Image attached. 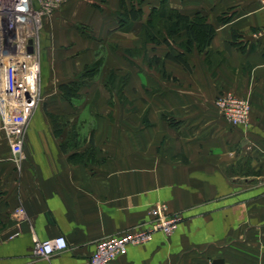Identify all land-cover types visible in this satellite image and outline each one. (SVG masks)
I'll list each match as a JSON object with an SVG mask.
<instances>
[{
	"label": "crops",
	"instance_id": "obj_1",
	"mask_svg": "<svg viewBox=\"0 0 264 264\" xmlns=\"http://www.w3.org/2000/svg\"><path fill=\"white\" fill-rule=\"evenodd\" d=\"M96 3L71 0L45 21L43 97L25 132L24 158L14 157L0 130V264H83L97 241L147 223L159 202L182 214L176 231L157 232L110 264H214L218 256L223 264H264L259 0H169L190 16L205 13L216 28L208 46L193 44L189 51L186 30L172 37L163 30L171 45L133 31L119 37L116 13L105 20ZM103 29L114 30L112 40L128 49L110 50L105 59L128 76L126 99L112 96L99 78L84 86L93 93L75 107L60 85L100 57ZM172 49L184 53L187 64L168 58ZM225 93L250 99L246 124L234 125L220 113L215 99ZM92 102L97 114L85 129L83 114ZM50 112L79 124L57 132ZM58 235H65L68 248L38 257L36 240Z\"/></svg>",
	"mask_w": 264,
	"mask_h": 264
},
{
	"label": "built area",
	"instance_id": "obj_2",
	"mask_svg": "<svg viewBox=\"0 0 264 264\" xmlns=\"http://www.w3.org/2000/svg\"><path fill=\"white\" fill-rule=\"evenodd\" d=\"M69 1L0 0V130L6 132L11 152L18 159L24 158L25 132L42 100L43 21ZM259 2L264 12V0ZM215 105L234 125L246 124L250 118L248 97L225 93L216 97ZM17 213L23 214L25 210L18 208ZM149 213L147 223L97 241L92 255L83 264H110L130 246L147 243L157 232L172 234L183 221L182 214L170 212L164 202L153 205ZM68 246L65 235L36 240V255L49 257Z\"/></svg>",
	"mask_w": 264,
	"mask_h": 264
},
{
	"label": "rangeland",
	"instance_id": "obj_3",
	"mask_svg": "<svg viewBox=\"0 0 264 264\" xmlns=\"http://www.w3.org/2000/svg\"><path fill=\"white\" fill-rule=\"evenodd\" d=\"M94 1L98 2V4L96 3V5L101 8L102 18H104L105 20L109 19L110 17L109 12L112 11L116 13L115 19L118 23L116 30L120 31L118 35L119 37H125L126 34L124 33L131 32V31H133L137 35L144 37L145 27L146 25L149 24L150 20H152V22L156 24L158 28L163 24V21H164L160 18L162 13L164 11L173 12V10H175L169 6V0H94ZM153 4H156V6H153L149 10L150 5H153ZM134 5L139 9V11L137 12L138 15L136 18L131 12V8ZM103 7L108 8L110 11L107 9H104ZM144 9L149 10L148 13L147 11L144 13ZM57 12H55L51 16H54ZM199 13H201L207 19V16L205 13L203 12H199ZM144 15H146L145 19H144ZM49 17L50 16L44 18L43 24H45V21ZM163 30L166 31L165 29H162V31ZM113 31L114 30L109 29V31H107L106 29H103L102 40H101L102 47L99 50V54H100L99 59L101 60L100 67L96 73L86 78V83L84 86L86 85L90 86L91 83L95 82L96 80L100 78L101 82L105 84V86L108 88V91L112 93V96L114 93H117L116 94L117 98L121 100L126 97L122 86L125 84V81L127 80L128 76L126 74L116 73L114 69L109 68L105 63V59L110 50H119V52L127 54L128 49L126 48L125 43H122V42L120 43V42L112 40L114 36L116 35V33H112ZM111 85L116 90L111 89ZM84 86H82V88L79 89V91L77 92L78 95L73 97L70 100L71 103L75 107L79 105L78 104L79 100H82V98L87 96V94L93 93V90H88V88L86 89ZM42 94H43V91H42ZM98 95H99V92L98 94L95 95V97H98ZM61 96H63V94H61ZM37 107L35 108V110L37 109ZM43 107L46 109V106H43ZM48 114L51 116L52 112ZM96 114L97 113H96L94 102L87 105L85 114H83V115L88 116V122L85 121V124H84L85 129H91L93 127V124L91 123L90 119H93V117ZM64 120L65 119H63V121ZM76 123L79 124L78 118H75L73 120H70L69 122H66V124L62 128V131L73 130L72 126H74Z\"/></svg>",
	"mask_w": 264,
	"mask_h": 264
},
{
	"label": "trees",
	"instance_id": "obj_4",
	"mask_svg": "<svg viewBox=\"0 0 264 264\" xmlns=\"http://www.w3.org/2000/svg\"><path fill=\"white\" fill-rule=\"evenodd\" d=\"M138 11L139 9L135 5L132 6L131 12L135 18L138 15ZM160 18L164 20L160 27L157 28L156 24H154L152 20L149 21L148 25H146L144 30V38L146 41L155 43L166 42L168 45H171L168 38L180 33L182 30H186L188 37L186 43L183 45L184 49L189 51L192 45L196 44L197 48L201 50L210 44L216 32V28L212 24L208 23L207 19L199 12L194 16H190L178 10H173V12L164 11ZM162 29L166 30L169 37L163 36ZM167 57L187 64L185 54L180 52L176 53L173 49L167 53ZM154 59L156 62L159 61V58ZM100 63L101 60L98 58L94 63L87 66L80 74H78L75 79L60 85V90L63 96L69 100L77 96L79 89L85 85L86 78L92 76L98 71ZM51 116L54 120L55 129L59 132V130H62L66 122H64L59 116ZM66 146L67 143L62 144L64 150H67ZM76 155L77 154H72L71 159L73 160V157Z\"/></svg>",
	"mask_w": 264,
	"mask_h": 264
},
{
	"label": "water",
	"instance_id": "obj_5",
	"mask_svg": "<svg viewBox=\"0 0 264 264\" xmlns=\"http://www.w3.org/2000/svg\"><path fill=\"white\" fill-rule=\"evenodd\" d=\"M224 260L218 256L216 259H214V264H223Z\"/></svg>",
	"mask_w": 264,
	"mask_h": 264
}]
</instances>
